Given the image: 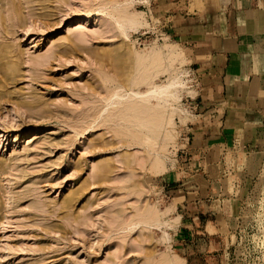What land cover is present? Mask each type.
<instances>
[{
  "label": "rangeland",
  "instance_id": "1",
  "mask_svg": "<svg viewBox=\"0 0 264 264\" xmlns=\"http://www.w3.org/2000/svg\"><path fill=\"white\" fill-rule=\"evenodd\" d=\"M182 1L0 0V264H264V121L252 148L238 131L222 152H203L201 93L212 77L176 35L187 24L175 18L192 13ZM170 44L183 60L134 88L149 65L140 59L168 64ZM178 73L174 126L145 139L132 121L160 109L153 99L139 117L135 94ZM201 200L220 234L186 218L185 203ZM149 213L157 226L144 221Z\"/></svg>",
  "mask_w": 264,
  "mask_h": 264
},
{
  "label": "crops",
  "instance_id": "2",
  "mask_svg": "<svg viewBox=\"0 0 264 264\" xmlns=\"http://www.w3.org/2000/svg\"><path fill=\"white\" fill-rule=\"evenodd\" d=\"M180 1L171 2V7ZM191 1L194 2L190 4ZM184 2L186 9H192L191 23L189 18H175L176 23L187 24L186 30H178L176 35L188 45L199 71L212 77V81L203 82L206 93H201L208 107L201 134L202 150L207 153L214 147L222 152L220 148L227 147L224 140L234 138L238 131L244 147L252 148L263 137L264 0H184L181 3ZM254 118L261 125L247 126ZM217 140L218 146H215ZM185 193L187 196V190ZM185 204H188L186 218H191L193 223L199 221L204 234L211 237L223 231L222 225L218 228L211 220L215 213L203 200ZM175 207L178 209V205ZM184 216L179 217L182 220ZM212 228L215 233L211 234Z\"/></svg>",
  "mask_w": 264,
  "mask_h": 264
},
{
  "label": "bare ground",
  "instance_id": "3",
  "mask_svg": "<svg viewBox=\"0 0 264 264\" xmlns=\"http://www.w3.org/2000/svg\"><path fill=\"white\" fill-rule=\"evenodd\" d=\"M15 8V7H14ZM123 10H125V9H123ZM19 11V10H18ZM20 12V11H19ZM122 13H123V11H121ZM125 12V11H124ZM126 12H128V11H126ZM120 14V13H119ZM120 16H122V15H120ZM124 16H126V15H123V17ZM123 17L121 18L120 17V21L123 19ZM142 18V17H141ZM123 21V20H122ZM124 21L125 22H127L128 23V25H130V27H132V28H139V25H141L142 24V22H140V20H138V19H134V18H132V17H124ZM122 23V22H121ZM138 30V29H137ZM174 44V43H173ZM167 46H169V48H167V49H170V54H169V56H168V64H167V62H165V60L159 55V54H153L151 57V59H143V55L141 56L142 58L140 59V61L138 62V57H137V62L138 63H140V64H143V65H145V61L147 62L148 60H149V65L147 66L146 65V69H144L145 67L144 66H142V67H144L143 69H144V72L145 73H143V75L141 76L140 75V77H139V75L137 74V78L139 77L140 78V80L138 79V80H136V82H135V84H134V88L136 87V88H138L140 85H144L143 83H146V82H144V81H147L148 79L150 80L151 78V80H153L154 81V77L156 78V76H155V74H154V72L156 73V75H157V73H159V72H161V71H164L165 70V72L168 70V66L169 67H171L172 65H173V63H174V61H176L178 58H180L181 56H182V53L183 52H179V51H177V48H175V46L174 45H172V44H170V45H167ZM165 47V46H164ZM177 47V46H176ZM155 49V48H154ZM153 49V50H154ZM155 50H157V49H155ZM154 50V51H155ZM164 51V50H163ZM153 52V51H152ZM151 51L149 52V55L152 53ZM160 52V51H159ZM157 53V52H156ZM165 53V52H164ZM147 54H148V52H147ZM122 56V55H121ZM145 56V55H144ZM124 57V56H123ZM133 57V56H132ZM147 58H150L149 56H146ZM145 57V58H146ZM183 57V56H182ZM182 57H181V59H182ZM9 58V57H8ZM165 58V57H164ZM184 58V57H183ZM167 59V58H166ZM135 60V59H134ZM183 60V59H182ZM181 60V61H182ZM167 61V60H166ZM135 62V61H134ZM179 62V61H178ZM182 63V62H181ZM130 64V63H129ZM137 64V63H136ZM176 64V63H175ZM138 66V65H137ZM137 66H135L134 67V69H136V67ZM140 67V66H139ZM142 67H141V69H142ZM173 67V66H172ZM132 68V67H131ZM180 68V67H179ZM123 69V68H122ZM139 69V68H138ZM167 69V70H166ZM173 69H174V67H173ZM177 69V68H176ZM2 70V69H1ZM150 70H151V72H153V77H152V75L150 74L151 72H150ZM169 70H171L170 68H169ZM124 71V70H123ZM139 71H141V70H139ZM138 72V71H137ZM136 72V73H137ZM176 72H178V71H176ZM186 72V71H185ZM184 72V73H185ZM136 73L134 74L133 73V76L132 77H134V75H136ZM148 73V74H147ZM163 73V72H162ZM173 73V72H172ZM139 74H140V72H139ZM165 74H167V72L165 73ZM175 74V73H174ZM157 77H158V75H157ZM1 78V77H0ZM130 78H131V75H130ZM130 78H128V80L130 79ZM133 79H135V78H133ZM132 79V80H133ZM148 80V81H149ZM157 80V79H156ZM183 79H181V76L179 75V73L177 74V75H173V76H170V78L168 79V81L166 82V83H164V84H157V83H153L152 81H150V83H148V87L146 86V88L147 89H145L144 91H139L138 89H136V90H138V93L137 94H135L136 96H138L139 95V98L140 99H137V97L135 98L136 100H133L134 102L136 101H139L140 100V102L138 103L137 102V105H139V104H141L142 106H144V105H146L147 104V106L149 107V104H152V101H153V99H156V101H157V104L155 103V104H152L151 106H154V108H156L157 110H159V111H156L154 108V110H155V112L153 113V115H151L152 113H151V111L148 113V111L149 110H152V108H150L149 110H147V114L145 113L144 115H145V117H146V115L149 117V119L148 120H146V118L144 119V120H139L140 122H139V124H138V120H136L137 121V123H134L132 120V124L130 123V121H129V119H128V121H129V123L131 124V126H133V124H136L137 125V127H138V129H140V130H145V133H147L148 132V134H143L142 135V131H141V135L140 136H142V137H144L145 136V139H150V140H152L151 139V137L150 136H152V138H153V136L155 137L154 139H153V141L155 140V142H157V137L158 136H160L161 134H162V132H161V129L164 127V125H165V128L164 129H166L167 127H169L170 125H172V115H173V109H174V107H177L176 105L174 106V103H175V101L178 99L177 97H178V95H179V93H178V88H180L179 90H181V87L183 88V86H184V80L182 81ZM130 81H131V79H130ZM147 81V82H148ZM126 82H127V79H126ZM132 82H134V81H132ZM143 82V83H142ZM155 82H157V81H155ZM131 83V82H130ZM140 83H142V84H140ZM162 83V82H161ZM126 84V83H125ZM186 84V83H185ZM187 85V84H186ZM132 86V89H134L133 88V85H131ZM131 86H129V87H131ZM144 88H145V85L143 86ZM140 88H141V86H140ZM139 88V89H140ZM185 88V87H184ZM127 89V88H126ZM183 90V89H182ZM117 91H119V90H117ZM121 91H122V89H121ZM124 91H125V89H124ZM135 91V90H134ZM131 92H132V90H131ZM181 92V91H180ZM120 93V92H119ZM118 92L117 93H115L114 95H113V97H115V96H118V95H120ZM126 95H128V94H126ZM180 96V95H179ZM118 98H120V97H118ZM125 98V97H124ZM123 98V99H124ZM112 99V98H111ZM134 102H133V105L135 106V108H136V106L137 105H135L136 104V102H135V104H134ZM179 102V101H178ZM177 102V103H178ZM127 103V102H126ZM126 103H125V106L127 107V109H128V104L126 105ZM128 103H130V101L128 102ZM106 104V103H105ZM108 104L110 105V103H107V107H108ZM179 104V103H178ZM131 104H129V106H130ZM132 105V107L134 108V106ZM141 105H140V109L139 110H137V109H130V112H131V110H135L134 112H136V110L138 111V112H141V113H138V115H139V117H142V113H144L143 111H144V109L146 110V107L144 106L143 108L141 107ZM150 106V107H151ZM174 106V107H173ZM105 107V106H104ZM131 107V106H130ZM131 107V108H132ZM125 108V107H124ZM168 108H170V116L168 117L167 116V118L164 120L163 119V117L167 114H165V115H163L164 113H165V111H167V109ZM177 109H178V107H177ZM140 110H143V111H140ZM161 110H163L164 111V113H162L161 112ZM169 110V109H168ZM124 111L126 112L127 110H125L124 109ZM132 111V112H133ZM153 111V110H152ZM175 111H177L176 109H175ZM181 111V110H180ZM185 112V111H184ZM128 113H129V110H128ZM128 113L126 112V113H124V114H127L128 115ZM151 113V114H150ZM148 114H150V115H148ZM175 114H176V112H175ZM134 115H137V114H135L134 113ZM134 115H133V117H134ZM128 116H130L131 117V113H130V115H128ZM135 117H137L138 118V116H135ZM127 118V117H126ZM129 118V117H128ZM132 118V117H131ZM124 119H125V117H124ZM164 120V121H163ZM135 121V122H136ZM146 121V122H145ZM125 122H126V120H125ZM136 125H135V127H136ZM167 126V127H166ZM172 126H174V125H172ZM172 126H171V129H172ZM134 127V126H133ZM144 127H145V129H144ZM146 128H147V132H146ZM137 128H136V130H138ZM133 130V129H132ZM136 130H133L135 133L137 132ZM169 130V129H168ZM167 130V131H168ZM173 130H174V128H173ZM134 132H133V134H134ZM139 132L140 131H138V133L136 134V135H138L139 136ZM144 132V131H143ZM170 132V131H169ZM168 132V133H169ZM130 133H132V131L130 132ZM166 133V132H165ZM160 134V135H159ZM163 134H164V132H163ZM167 134V133H166ZM149 135V136H148ZM167 135H169V134H167ZM171 135V136H170ZM169 135V138L171 139V140H173V138H171L172 137V135H173V133L172 134H170ZM133 136V135H132ZM134 136H135V134H134ZM139 136V137H140ZM164 136V135H163ZM162 136V137H163ZM161 137V136H160ZM168 137V136H167ZM137 138V137H136ZM141 138V137H140ZM138 139V138H137ZM136 139V140H137ZM159 139V138H158ZM167 139V138H166ZM138 141H139V139H138ZM142 141H143V139H142ZM141 140H140V142L141 143H143ZM162 141H163V139H162ZM144 142H147V141H144ZM155 142H151V141H148V143H149V145L151 144V143H155ZM171 142H173V141H171ZM141 143H139V144H141ZM163 143H164V141H163ZM169 143H170V141H169ZM156 145V143L155 144H153L152 146H155ZM172 145V144H171ZM148 146V145H147ZM163 146V145H162ZM151 147V146H150ZM156 147V146H155ZM155 147H153V148H155ZM177 147V146H176ZM162 148V147H161ZM178 148V147H177ZM146 149V148H145ZM157 149V148H156ZM165 149V148H164ZM158 152V151H157ZM165 153V152H164ZM149 154V153H148ZM156 155H158V154H156ZM155 155V156H156ZM160 156V155H159ZM158 157V156H157ZM158 159V158H157ZM163 159V158H162ZM164 160V159H163ZM164 162V161H163ZM164 164V163H163ZM165 167H166V165H165ZM164 167V168H165ZM162 169H163V165H162V163L160 162V161H157L156 162V164H155V166H154V170L155 171H162ZM165 170V169H164ZM167 170V169H166ZM169 209H168V211L170 210V209H172L171 207H168ZM156 215H158V214H155V213H149L148 215H145L146 216V218H144L145 220V222H147V223H149V224H151V225H156L157 226V222H158V219H157V216ZM172 222H174L175 223V221H173L172 220ZM164 263V262H163ZM182 263V260H179L178 258H173V260H168V261H166L164 264H181Z\"/></svg>",
  "mask_w": 264,
  "mask_h": 264
}]
</instances>
